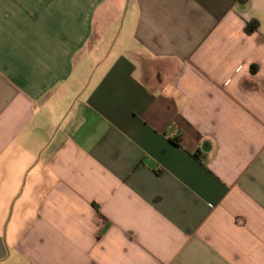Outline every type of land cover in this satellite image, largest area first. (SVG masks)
I'll use <instances>...</instances> for the list:
<instances>
[{
	"label": "crops",
	"instance_id": "crops-1",
	"mask_svg": "<svg viewBox=\"0 0 264 264\" xmlns=\"http://www.w3.org/2000/svg\"><path fill=\"white\" fill-rule=\"evenodd\" d=\"M0 264H264V0H0Z\"/></svg>",
	"mask_w": 264,
	"mask_h": 264
},
{
	"label": "trees",
	"instance_id": "trees-1",
	"mask_svg": "<svg viewBox=\"0 0 264 264\" xmlns=\"http://www.w3.org/2000/svg\"><path fill=\"white\" fill-rule=\"evenodd\" d=\"M258 25L259 24L256 21H253L252 23L246 26V32L247 33L254 32L257 29Z\"/></svg>",
	"mask_w": 264,
	"mask_h": 264
},
{
	"label": "rangeland",
	"instance_id": "rangeland-1",
	"mask_svg": "<svg viewBox=\"0 0 264 264\" xmlns=\"http://www.w3.org/2000/svg\"><path fill=\"white\" fill-rule=\"evenodd\" d=\"M123 12H124V13H122V16H121V19H120V23H119V27H120V28H122V26H123L124 14L126 13V12H125V8H124ZM121 41H123V40L121 39L120 42H121ZM108 46H109V45H108Z\"/></svg>",
	"mask_w": 264,
	"mask_h": 264
}]
</instances>
